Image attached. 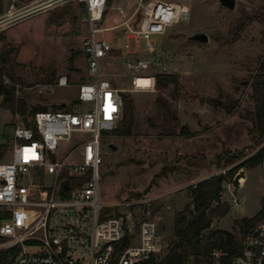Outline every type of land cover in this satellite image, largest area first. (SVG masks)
Returning <instances> with one entry per match:
<instances>
[{"label": "rangeland", "instance_id": "1", "mask_svg": "<svg viewBox=\"0 0 264 264\" xmlns=\"http://www.w3.org/2000/svg\"><path fill=\"white\" fill-rule=\"evenodd\" d=\"M167 1L187 4L191 18L157 36L159 48L154 54L147 53L145 39L139 36L140 49L134 55L113 50L111 57L100 61L101 70L115 85L130 89L124 93L133 103L130 135L102 131L101 213L122 215L134 231L144 219L156 221L164 245L159 257L174 238L176 214L192 204L189 186L237 166L264 145L254 126L252 96L253 76L264 55V0H236L234 8L220 0ZM139 2L112 0L94 26L105 27L111 12H120L119 23L128 21L137 28L142 16ZM90 31L86 8L79 0H4L0 49L6 47L10 55L0 65L15 87V97L27 102L30 117L37 105L51 111L63 110L54 108L59 105L68 111L76 108L79 84L93 79L83 49ZM201 32L208 34V42L192 38ZM130 34L124 24L96 37L124 47ZM136 56L151 62L150 73H176L177 89L171 84L133 90V71L127 63ZM62 76H67V85H58ZM2 101L0 95V142L11 144L21 115L2 106ZM239 151L246 156L228 163V152ZM10 157L8 148L4 160ZM52 179L50 174L34 177L46 186ZM263 194L264 162L238 168L233 180L224 182L222 198L230 211L214 219L205 235L225 229L239 236L241 225L236 219L255 215Z\"/></svg>", "mask_w": 264, "mask_h": 264}, {"label": "built area", "instance_id": "2", "mask_svg": "<svg viewBox=\"0 0 264 264\" xmlns=\"http://www.w3.org/2000/svg\"><path fill=\"white\" fill-rule=\"evenodd\" d=\"M85 4L90 32L83 49L92 80L79 84L74 110L38 111L24 124L23 116L13 127L11 157L0 161V249L16 247L12 264H148L163 250L157 222L144 219L137 231L122 215L102 217L99 196L100 140L103 130H114L123 116L124 92L101 70L100 61L109 56L112 44L96 33L108 0H79ZM141 20L137 28L124 21L129 37L146 42L154 54L156 39L180 21L191 18L190 7L176 1L140 0ZM129 48V43H125ZM133 71V90L154 89L156 74L151 62L140 56L128 63ZM166 69V67H164ZM3 71L5 83L9 78ZM165 73V71H162ZM147 77L148 86L137 85ZM67 76L58 85H67ZM85 134L78 138L76 135ZM53 176L48 186L34 177ZM70 176L83 178L71 184ZM234 203L238 204L236 196ZM64 211V213H61ZM93 220V223L92 221ZM232 246H213L201 264H264V216Z\"/></svg>", "mask_w": 264, "mask_h": 264}, {"label": "trees", "instance_id": "3", "mask_svg": "<svg viewBox=\"0 0 264 264\" xmlns=\"http://www.w3.org/2000/svg\"><path fill=\"white\" fill-rule=\"evenodd\" d=\"M110 0H108V3ZM85 6L84 3H81ZM4 12V0H0V15ZM1 40V35H0ZM10 51L6 47L0 49V64L7 62ZM73 60V57L72 59ZM3 68V67H2ZM4 70V69H3ZM3 71H0V95L3 96L2 106L10 108L13 114L28 115V105L24 99L15 97V87L5 83ZM7 75V74H6ZM173 84L177 89L178 75L174 72H157L156 85L167 87ZM252 96L255 102L253 111L254 126L258 137L264 141V55L260 59L258 71L252 80ZM56 109H65L64 105L54 106ZM47 107L37 105L32 108L33 114L38 111H46ZM122 127H116L114 133L118 135H130L133 124V103L124 93L123 116L120 120ZM10 144L0 142V161L4 160ZM227 162L244 158L243 151L228 152ZM264 162V145L252 155L246 157L237 166L227 169L224 173H218L201 179L189 186L192 195V204L186 205L179 211L174 220V238L170 241L167 251L161 257H152L148 264H201L204 256L213 246H232L237 242V235L225 229H214L205 235L214 219L224 217L230 211V204L222 198L224 182L232 181L237 169L241 166L256 167ZM83 178L70 176L71 184H79ZM261 208L252 216H243L236 219L241 225V233L256 224L264 216V194L261 197ZM0 210V219H1ZM103 215L102 217H106ZM4 240L0 236V241ZM18 252L16 247L0 249V264H12Z\"/></svg>", "mask_w": 264, "mask_h": 264}, {"label": "crops", "instance_id": "4", "mask_svg": "<svg viewBox=\"0 0 264 264\" xmlns=\"http://www.w3.org/2000/svg\"><path fill=\"white\" fill-rule=\"evenodd\" d=\"M111 1L112 0H110V2H109V6H111ZM111 8V7H110ZM122 10V9H121ZM119 20H120V12H115V13H113V12H111V15L109 16V19L108 20H106V22H108V24H106V26L104 27V28H107V30H112V29H116V28H118V27H120V26H122V25H124L123 24V22L124 21H122V22H120L119 23ZM106 39V38H105ZM131 39H133L134 40V38H128L126 41H125V43L126 42H128L129 43V48H126L125 47V43H124V47H121L120 45H118L117 43H115L114 45H112L113 46V50H117V54L118 55H121V54H124V55H134V52H138L139 51V49H140V47H139V45H138V41H136L135 40V43H133V46H132V43H131ZM107 40V39H106ZM112 50V51H113ZM111 55V54H110ZM109 55V56H110ZM111 57V56H110ZM106 73V75L108 76V78H109V75H108V73L107 72H105Z\"/></svg>", "mask_w": 264, "mask_h": 264}, {"label": "water", "instance_id": "5", "mask_svg": "<svg viewBox=\"0 0 264 264\" xmlns=\"http://www.w3.org/2000/svg\"><path fill=\"white\" fill-rule=\"evenodd\" d=\"M221 4L229 7V8H234L235 7V4H236V0H220ZM193 39L195 40H199L201 42H208L209 41V36L207 33L205 32H201V33H195L193 36H192ZM23 122L24 124H27L28 123V115H24L23 116ZM110 146L113 148V149H116V145L114 143H110ZM241 176L240 173H238L234 179V182L235 184L238 185V178Z\"/></svg>", "mask_w": 264, "mask_h": 264}, {"label": "bare ground", "instance_id": "6", "mask_svg": "<svg viewBox=\"0 0 264 264\" xmlns=\"http://www.w3.org/2000/svg\"><path fill=\"white\" fill-rule=\"evenodd\" d=\"M150 79L147 78V77H137L136 78V82H137V85L138 86H141V87H146L149 85L150 83Z\"/></svg>", "mask_w": 264, "mask_h": 264}]
</instances>
